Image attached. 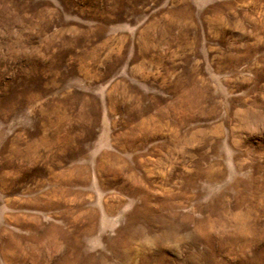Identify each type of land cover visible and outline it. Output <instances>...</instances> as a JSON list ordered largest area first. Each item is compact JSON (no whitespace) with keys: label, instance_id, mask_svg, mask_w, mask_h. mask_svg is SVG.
Returning <instances> with one entry per match:
<instances>
[{"label":"rangeland","instance_id":"374dc122","mask_svg":"<svg viewBox=\"0 0 264 264\" xmlns=\"http://www.w3.org/2000/svg\"><path fill=\"white\" fill-rule=\"evenodd\" d=\"M0 264H264V0H0Z\"/></svg>","mask_w":264,"mask_h":264}]
</instances>
